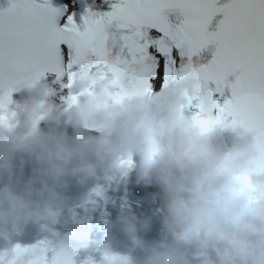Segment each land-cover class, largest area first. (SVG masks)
<instances>
[{"label":"clouds","instance_id":"obj_1","mask_svg":"<svg viewBox=\"0 0 264 264\" xmlns=\"http://www.w3.org/2000/svg\"><path fill=\"white\" fill-rule=\"evenodd\" d=\"M199 87L187 77L118 101L111 79L82 75L15 93L0 110V264H45L39 242L14 241L32 226L58 228L67 213L97 212L106 230L89 249L113 264H264V131L232 121L203 131L187 109ZM207 95L215 120L214 89ZM133 185L155 189L150 215L135 214ZM117 233L129 252L114 250Z\"/></svg>","mask_w":264,"mask_h":264},{"label":"snow or ice","instance_id":"obj_2","mask_svg":"<svg viewBox=\"0 0 264 264\" xmlns=\"http://www.w3.org/2000/svg\"><path fill=\"white\" fill-rule=\"evenodd\" d=\"M105 2L108 11L90 7L81 22L73 0L0 2V110L10 109L24 86L46 77L111 79L118 101L195 77L200 87L195 96L186 93L187 109L203 131L223 121L264 131V0ZM210 44L216 46L214 58L194 62ZM209 88L215 91V120L207 115ZM242 179L254 193L251 180ZM71 241H40L45 264H76L77 252L89 249V241L80 236ZM29 246L16 245L17 250ZM101 257L100 264L115 259ZM83 264L97 262L89 256Z\"/></svg>","mask_w":264,"mask_h":264},{"label":"bare ground","instance_id":"obj_3","mask_svg":"<svg viewBox=\"0 0 264 264\" xmlns=\"http://www.w3.org/2000/svg\"><path fill=\"white\" fill-rule=\"evenodd\" d=\"M50 234L52 235L53 233L50 231Z\"/></svg>","mask_w":264,"mask_h":264}]
</instances>
